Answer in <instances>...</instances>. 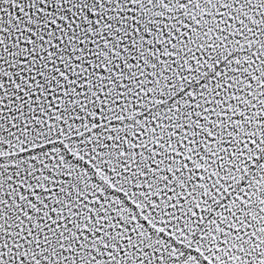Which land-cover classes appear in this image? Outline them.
<instances>
[{
  "label": "snow or ice",
  "instance_id": "snow-or-ice-1",
  "mask_svg": "<svg viewBox=\"0 0 264 264\" xmlns=\"http://www.w3.org/2000/svg\"><path fill=\"white\" fill-rule=\"evenodd\" d=\"M0 264H264V0H0Z\"/></svg>",
  "mask_w": 264,
  "mask_h": 264
}]
</instances>
